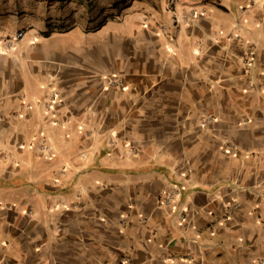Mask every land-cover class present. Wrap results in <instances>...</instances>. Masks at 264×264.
Instances as JSON below:
<instances>
[{"label": "crops", "instance_id": "crops-1", "mask_svg": "<svg viewBox=\"0 0 264 264\" xmlns=\"http://www.w3.org/2000/svg\"><path fill=\"white\" fill-rule=\"evenodd\" d=\"M165 2L0 16V264H264V0Z\"/></svg>", "mask_w": 264, "mask_h": 264}, {"label": "rangeland", "instance_id": "rangeland-1", "mask_svg": "<svg viewBox=\"0 0 264 264\" xmlns=\"http://www.w3.org/2000/svg\"><path fill=\"white\" fill-rule=\"evenodd\" d=\"M132 2L133 0H0V16H5L6 12L11 9L19 14L15 15V18L18 19L24 15L25 9H27L36 14L35 17H39L40 13H43L46 17L48 16L47 21H49L69 18L75 13H81V17L85 19L87 17L89 22L93 23L98 19L101 21L100 16L105 11V7L109 8L113 15H117L118 12H121L117 11L118 7L124 9ZM23 28L26 32L28 31L27 26Z\"/></svg>", "mask_w": 264, "mask_h": 264}, {"label": "built area", "instance_id": "built-area-1", "mask_svg": "<svg viewBox=\"0 0 264 264\" xmlns=\"http://www.w3.org/2000/svg\"><path fill=\"white\" fill-rule=\"evenodd\" d=\"M179 0H166L165 2V9L168 12L173 13L172 17H173V30L175 31H179L180 27H181V20L182 18L180 16H178V14L176 13L177 11V4H178ZM192 13L191 15L193 17H195V15L197 14L195 9L191 10ZM160 27L164 30V31H168L171 29L172 26H169L165 23H161L159 24ZM26 34V30L20 29L17 32H15L14 34H12L6 41L8 48H13L16 43H18ZM107 83L109 86H115V87H121L124 85V80L123 78L118 75V74H111L107 77ZM46 107L48 109H50L52 107L51 103H47ZM213 117H207L205 119V123L209 122L210 120H212ZM112 141L114 142L115 140L112 139ZM47 139H43L40 146L43 150H50V146L47 144ZM81 156L83 158H87L88 154L82 152ZM181 196V188L178 185L173 186L163 197L162 202L166 205V206H172ZM238 205L233 206V208H237ZM180 218H183V215L180 216ZM127 260L125 259L124 262H126ZM124 262H122L121 264H124Z\"/></svg>", "mask_w": 264, "mask_h": 264}]
</instances>
